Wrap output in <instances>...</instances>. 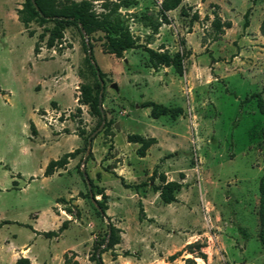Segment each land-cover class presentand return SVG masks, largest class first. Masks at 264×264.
Here are the masks:
<instances>
[{"label":"rangeland","instance_id":"374dc122","mask_svg":"<svg viewBox=\"0 0 264 264\" xmlns=\"http://www.w3.org/2000/svg\"><path fill=\"white\" fill-rule=\"evenodd\" d=\"M23 1L0 0V264H97L96 245L103 264H264V0H182L168 23L162 0H91L97 12L118 3L141 44L116 57L103 32L89 38L105 73L101 120L78 103L80 84L92 81L79 31L68 26L46 46L52 23L25 28L16 14ZM215 16L230 27L218 30ZM143 45L184 52L183 74L152 67ZM145 101L182 112L153 118ZM131 134L154 139L143 156ZM75 149L44 175L49 160ZM162 175L181 183L170 203L154 189ZM99 191L105 215L92 203ZM65 219L57 236L32 230ZM109 222L119 243L101 252Z\"/></svg>","mask_w":264,"mask_h":264},{"label":"trees","instance_id":"16d2710c","mask_svg":"<svg viewBox=\"0 0 264 264\" xmlns=\"http://www.w3.org/2000/svg\"><path fill=\"white\" fill-rule=\"evenodd\" d=\"M182 0H162L160 2V12L162 15L163 22L168 23L167 12L176 8ZM131 1L127 0L126 5ZM104 11L97 12L94 9L93 2L91 0H24L21 3V7L16 9L17 19L20 23L28 28L31 22H37L39 25L51 22L52 28L48 38L46 39V46H55V41L63 38L64 29L68 26H74L80 33L82 39V47L85 51V63L92 75V81L80 84V94L78 96L79 104L88 105V113L92 116L97 117L99 120L102 119V111L100 105L103 102L104 97V86L103 82L105 79V73L95 64L92 45L89 42V38L95 31L103 32L105 45L109 53L114 54L116 57H121L124 50L129 48H136L141 46L137 43L136 38L131 34L127 25H125L120 18L117 16V9L119 4L116 2L104 3ZM197 17V14H194ZM247 12L245 13L244 25H247ZM213 24L220 30L223 26L230 27L229 22H221L218 16H215ZM156 29V27H154ZM259 30L261 35L264 37V19H262ZM32 36V33L29 34ZM45 33L41 32L38 35V41L35 43L34 50H38V42L44 40ZM86 35V37H84ZM88 38V40H86ZM144 50L148 54L149 62L152 67H158L159 65L172 66L178 74L184 72V57L186 54L182 51H176L170 54L166 50H156L151 47L143 45ZM88 50L91 54L88 55ZM79 75L84 78L86 74L83 71H79ZM143 106L150 107V116L157 118L159 116H168L172 119L176 118L181 112V107H170L157 103L154 101H145ZM111 120L105 121V127L111 124ZM83 133L80 132V136ZM129 142H139L140 146L137 149L139 156L145 154V150L154 142L153 138L145 139L139 134H131L127 136ZM87 142V140H86ZM85 142V143H86ZM87 144V143H86ZM78 152V149L64 153L58 159H51L47 163L44 175H49L54 168L63 167L68 162V158L74 156ZM162 184L155 186L154 189L159 191L161 200L165 203H170L176 199L175 192L181 186V183L176 181H167L162 175ZM101 195V199L94 200L95 211L99 215H105L107 205L105 198L107 197L103 191L98 192ZM88 196V195H87ZM95 196V194H94ZM67 213L72 210L69 208L65 209ZM259 221L262 226L261 229V240L264 242V176L260 180L259 184V206H258ZM70 219H65L61 222L60 226L56 230L47 231H35L37 234H42L46 238L59 235L64 229L67 228ZM1 226V224H0ZM29 226V225H28ZM119 228L112 223L107 224V233L103 239L105 243L101 252L108 249H112L113 246L119 243ZM100 245L95 246V251L91 256L92 260H95L97 264H103L100 255L96 250ZM191 252V251H190ZM126 255L128 253L125 252ZM202 259H205V253L197 255ZM171 258H174L173 255ZM189 260V259H187ZM66 264H78L77 261L71 262L70 259L65 258ZM15 264H30L27 257H19L16 259Z\"/></svg>","mask_w":264,"mask_h":264},{"label":"water","instance_id":"95a60500","mask_svg":"<svg viewBox=\"0 0 264 264\" xmlns=\"http://www.w3.org/2000/svg\"><path fill=\"white\" fill-rule=\"evenodd\" d=\"M84 37H86V35L84 36ZM90 50H88V55H90ZM100 109H101V111H102V105H100ZM102 117L104 118V113H103V111H102ZM83 174H84V172H83ZM92 202L94 203V200L92 199Z\"/></svg>","mask_w":264,"mask_h":264},{"label":"crops","instance_id":"0c3cea01","mask_svg":"<svg viewBox=\"0 0 264 264\" xmlns=\"http://www.w3.org/2000/svg\"><path fill=\"white\" fill-rule=\"evenodd\" d=\"M33 230V229H32ZM34 230H36V229H34ZM65 230V229H64ZM36 231H38V230H36ZM35 232V231H34ZM39 232H41V231H39ZM37 234V233H36ZM181 254V253H180ZM180 254H178V255H180ZM177 256H175L174 258H171V256H170V259H172V260H174L175 258H176ZM195 257H197V256H195ZM200 258V257H199ZM202 259V258H201ZM166 261H168V260H166ZM154 263H155V261H154Z\"/></svg>","mask_w":264,"mask_h":264}]
</instances>
